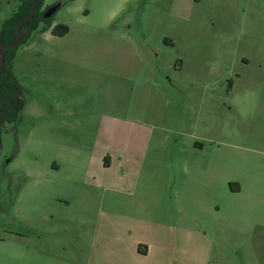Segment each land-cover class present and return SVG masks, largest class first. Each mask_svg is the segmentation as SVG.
Returning a JSON list of instances; mask_svg holds the SVG:
<instances>
[{
  "label": "rangeland",
  "instance_id": "obj_1",
  "mask_svg": "<svg viewBox=\"0 0 264 264\" xmlns=\"http://www.w3.org/2000/svg\"><path fill=\"white\" fill-rule=\"evenodd\" d=\"M17 4L0 0V25ZM57 5L69 33L41 23L14 58L0 264H86L106 219L137 223L105 208L143 203L140 234L161 225L165 264H264V0L44 2ZM119 177L134 198L114 193Z\"/></svg>",
  "mask_w": 264,
  "mask_h": 264
},
{
  "label": "crops",
  "instance_id": "obj_2",
  "mask_svg": "<svg viewBox=\"0 0 264 264\" xmlns=\"http://www.w3.org/2000/svg\"><path fill=\"white\" fill-rule=\"evenodd\" d=\"M56 24H53L55 26ZM50 31V30H49ZM51 33V31H50ZM52 35V34H51ZM53 36V35H52ZM55 37V36H54ZM108 163L105 164L103 170H107L113 167L110 156L108 155ZM122 157L118 156V161L122 165L124 160ZM88 172V171H87ZM85 178H88L86 173ZM96 186L103 187L104 185L97 183L101 182V178L97 174H94L91 178ZM86 181V180H84ZM123 180L122 177H119L118 180H115L116 186L114 189V193L122 196V200H130L131 197H135V192H126L123 189ZM102 183V182H101ZM117 188V189H116ZM114 197V196H113ZM154 198V197H152ZM115 199H119L117 196ZM151 208L153 206H150ZM155 207V206H154ZM148 206L144 203L136 208L131 207H107L105 208V212L109 215H122V218H125L131 222V219H135L136 224L133 223V226L129 224L123 223H109V219H106L105 226H103L102 232V242H100V250L101 253L99 255H89L86 257V264H165V260L163 258V250H167V246L165 242L160 240L161 236V225L156 227V223H154L153 219L149 220L154 223V228L151 229V237H146L140 231L144 228L139 223L141 222L139 219H143L147 213ZM181 208V207H180ZM184 208V207H182ZM101 210L103 208H100ZM104 210V209H103ZM120 210V211H119ZM119 211V212H118ZM102 221V220H101ZM101 221L99 222V226ZM151 224L153 225V223ZM118 227H114V226ZM114 227V228H113ZM125 230L129 233L125 234V236H114L115 231L117 230ZM99 231H97L98 233ZM162 245V246H161ZM156 246L159 249H155ZM161 246V247H160ZM83 259V257L81 258ZM78 259V262L81 260Z\"/></svg>",
  "mask_w": 264,
  "mask_h": 264
},
{
  "label": "trees",
  "instance_id": "obj_3",
  "mask_svg": "<svg viewBox=\"0 0 264 264\" xmlns=\"http://www.w3.org/2000/svg\"><path fill=\"white\" fill-rule=\"evenodd\" d=\"M35 0H18L17 7L13 14L1 23L0 36L4 44L2 51L3 60L0 58V120L4 123H14L20 121L21 111L23 109V101L16 97L19 92V87L16 84V79L13 73L14 58L18 46L28 42L33 32L37 31L40 24L43 23L44 30H51V34L55 37H65L70 29L65 24H57L53 26L52 17L45 19L44 8L45 0H38L37 10L32 19L21 29V32H26L25 39L17 46L7 49L6 47L19 37L17 26L28 16ZM1 150V138H0Z\"/></svg>",
  "mask_w": 264,
  "mask_h": 264
},
{
  "label": "water",
  "instance_id": "obj_4",
  "mask_svg": "<svg viewBox=\"0 0 264 264\" xmlns=\"http://www.w3.org/2000/svg\"><path fill=\"white\" fill-rule=\"evenodd\" d=\"M37 7H38V0H35L33 5H32V8L28 14V16L17 26V31L19 33V37L13 41L11 44H9L6 48L7 49H11L17 45H19L26 37L27 33L26 32H21V29L32 19V17L34 16L36 10H37ZM60 5H57V6H54L50 9H48L45 14H44V18L45 19H48L50 18L51 16H53L59 9ZM1 37L0 36V58L3 60V55H2V51H3V48H4V44L2 43L1 41ZM20 96V92H18V94L16 95V97L18 98ZM2 122V118L0 120V123Z\"/></svg>",
  "mask_w": 264,
  "mask_h": 264
}]
</instances>
